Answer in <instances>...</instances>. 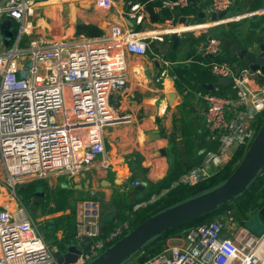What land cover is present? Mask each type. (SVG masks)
Instances as JSON below:
<instances>
[{
    "label": "built area",
    "instance_id": "built-area-1",
    "mask_svg": "<svg viewBox=\"0 0 264 264\" xmlns=\"http://www.w3.org/2000/svg\"><path fill=\"white\" fill-rule=\"evenodd\" d=\"M210 13L227 12L222 18L200 23V30L227 24L244 17L263 16L264 5L244 14L229 16L235 0H207ZM38 0H5L0 16L16 23L15 35L8 47L0 40V162L5 179L0 178L16 198L17 185L52 174L74 177L89 169L99 159L100 169L109 166L103 160L107 150L105 128L116 120L112 104L115 92L127 87L128 56H144L154 40L165 41L172 33L193 31L192 24L167 19L161 32L137 31L114 25L109 34L83 37L76 41L60 38L46 41L32 38L33 16ZM106 3V0H102ZM190 0H162L160 9L175 11ZM145 4L132 3L129 15L143 23ZM179 30V31H176ZM31 36L21 47L23 37ZM198 45L203 57L221 53V40L210 35ZM212 56V57H213ZM163 57V55H161ZM164 64H170L164 61ZM216 78L214 90L198 91L204 103L207 146L201 149L200 163L182 173L170 189L195 186L209 180L229 164L237 149H247L264 121V74L249 65L236 71L230 61L211 59L201 62ZM167 70H162L163 77ZM228 77L230 85L217 83ZM225 86V87H224ZM230 87L226 94L219 93ZM191 90H185L189 94ZM136 180L133 185H140ZM150 201H156L165 194ZM78 207L75 239L81 253L75 264H88L112 243L132 229L123 222L104 234L101 203L97 192ZM148 203V202H147ZM140 205H136L135 209ZM238 233V234H237ZM259 238L238 223L233 213L213 218L192 227L185 243L165 246L164 251L143 264H257ZM262 255H264L262 253ZM51 246L37 231V226L23 204L0 206V264H53Z\"/></svg>",
    "mask_w": 264,
    "mask_h": 264
},
{
    "label": "crops",
    "instance_id": "crops-1",
    "mask_svg": "<svg viewBox=\"0 0 264 264\" xmlns=\"http://www.w3.org/2000/svg\"><path fill=\"white\" fill-rule=\"evenodd\" d=\"M101 1L102 0H38L35 8L38 16L35 22L38 25L40 24L43 27L49 28V35L52 30L57 31L58 29H62L61 35L63 37L61 38L67 39V41H76L83 37H89L77 33L79 24L96 25L103 29V34H109L114 25H122L137 31L153 29L157 32H161V25L164 24L165 20L173 19L175 23L181 25L185 23L192 24L188 29L194 30L185 33L184 36L180 34V41L177 48L173 47L172 38L166 36L164 42L154 40L146 55L128 56L127 87L123 93L118 94L115 92L113 94L112 104L115 110L116 120L107 125L104 132L107 152L103 160L107 159L110 163L109 166L105 169H100L99 164L102 161L99 159L89 169L84 170L74 177H69L76 181L73 186L75 192L72 196L77 198L78 195H81V197H78L79 200L77 203L69 201L66 204L63 200L59 206L52 204L51 207L53 209L51 207L49 210L46 208L48 213L41 215V218L34 217L29 211L35 220L36 226H38L37 224L39 222L47 218V221L43 223L44 227L40 231L37 227V231L51 246L54 253L68 239L75 238L78 207L84 199L90 197V192H97V199L101 203L103 232L107 234L114 228L120 226L123 222L129 221L131 223L134 219L135 213L132 211L131 207L134 203L138 202V199H141L132 191V187L135 186L132 184L134 181L139 180L141 183L146 184L143 190L146 191L147 189L146 194H148L149 191L153 189L154 184L167 175L175 154L178 158L183 159L185 164H189L191 162V157L194 156L195 153L201 155L203 144V147H205L206 118L205 111L203 110L205 108L204 103L197 98V100L193 102L195 106L192 105V97L189 98V94L188 96L185 94L186 88H189L191 92L192 89L188 87L183 80H181L183 87L182 92L177 89L176 83L178 76L176 68L179 65L190 67L195 63L196 59L200 57L201 54L197 52L198 45L206 40L202 39L197 46H194L192 43L193 38L198 39L206 35V39H208L210 35H213L209 32L210 29L203 31L197 29L204 26L199 23L200 21L201 23L212 21L210 3L207 0H190L188 6L177 8L174 12L165 8L160 9L158 6L155 8L154 12L159 17L162 18L166 10L173 13V16L164 21H153L151 13L146 8V4L139 0H106L107 2L105 4ZM235 1L236 5L239 7V14L253 11L258 5L259 7L260 5H264V0ZM138 2L145 4L146 8L142 24H138L136 20L129 15L130 5ZM175 12H186L189 14H179L176 17ZM202 12L205 13V17L203 18L201 17ZM259 17H261V19L258 21L249 22L246 33H243L242 36L239 35V50H259L257 38L259 35H262L264 38V15ZM193 18L199 20L197 22H192ZM180 28L184 29L185 25ZM58 39L60 38H56L54 35L50 40H45L52 42ZM182 41L184 42L183 54L187 57L182 62H176V54L174 52H168L166 46L170 45V48L175 51L180 47ZM247 43L249 44L245 47ZM193 49L196 50L195 53H193ZM224 54L225 51L222 47L221 53L218 55ZM161 55H163V57H161ZM232 55L237 56L244 64L246 63L237 53ZM210 58L216 60V56ZM164 61H168L170 64H164ZM204 61H207L206 58L201 59L200 62L198 61L201 67H205L201 64V62ZM157 62H159L161 71H159L160 67L156 65ZM163 68L167 70L165 77H163L161 73ZM214 81H208L206 83ZM172 88L178 90V93H175L177 96L179 95L183 98L182 104L187 106L189 116L191 115L187 124L180 120L178 128L181 129V127H183L181 132L175 131L178 133L177 136L174 135L175 132H172L175 121V119H173L174 113L171 117L166 115L167 106L168 108L170 107L168 105L169 102L164 100L167 94H169L168 90ZM186 112L187 111H185V114ZM162 150L166 152L164 153ZM59 176L60 175L53 174L48 178L42 179L48 180L53 177L56 178L55 187H60L62 190L71 188V185H69L67 181H58ZM52 185V183L49 184L51 188ZM49 186L47 187L49 188ZM136 187L137 186H135L134 189L135 191L137 190ZM22 188L23 186H21V189ZM2 189L5 191H1V194L8 199V202H4L0 204V206L9 204L8 206L11 208V204L13 203L14 208L19 206L20 202L18 203L17 198L13 197L8 189L1 185L0 190ZM41 192L44 193L41 195L42 199H44L47 194L45 191ZM100 194H102V196H100ZM83 196H86V198ZM82 197L84 199H82ZM32 198H34V196H32ZM31 199H28L29 203L32 202ZM140 204L141 206H145L147 203L144 202L137 205ZM35 207L36 210L42 208L39 204H35ZM135 207L136 206H134L133 210H135ZM229 213L235 214L238 223L243 227L257 215L255 213H250L248 218L242 217L239 219L238 207L235 205L217 217L226 216ZM42 216L45 217L42 218ZM256 222H259V220ZM248 230L253 233L250 229ZM187 232L188 230L181 232L180 235L169 238L165 246L184 244ZM47 235L51 237L48 238ZM136 260H138V257H134V259L126 264H133ZM53 264L57 263L55 262Z\"/></svg>",
    "mask_w": 264,
    "mask_h": 264
},
{
    "label": "water",
    "instance_id": "water-1",
    "mask_svg": "<svg viewBox=\"0 0 264 264\" xmlns=\"http://www.w3.org/2000/svg\"><path fill=\"white\" fill-rule=\"evenodd\" d=\"M5 0H0V6ZM227 12L213 13L212 20L222 18ZM201 17H205L202 12ZM15 35L12 24L0 16V40L8 47ZM173 47L177 48L180 41V34L172 33ZM212 37L210 36V39ZM258 51L249 49L239 50V44L233 43L230 47L232 54H238L245 60V65H249L252 71L261 70L264 74V38L258 37ZM213 55H211L212 57ZM229 60L230 57L227 56ZM158 67L159 62L156 63ZM161 71V67L159 68ZM157 78V77H156ZM218 84L230 85L228 77H219ZM203 87L207 90H214V83H205ZM170 98L177 96L175 92L170 93ZM173 103V98L170 100ZM160 135V134H159ZM162 152H166L162 150ZM264 170V121L247 149L244 157L238 163L233 173L224 181L176 202L148 217L128 233L108 246L103 252L94 257L88 264H126L138 253L159 239L163 234L174 229L192 219L209 214L222 205L232 202L235 198L244 194ZM146 184L137 185V190H143ZM37 194H44L43 192ZM102 196V194H100ZM261 216H264V207L251 221L260 220L258 224H263ZM259 233L264 235V227ZM81 250L76 239H68L54 253L57 264H75Z\"/></svg>",
    "mask_w": 264,
    "mask_h": 264
},
{
    "label": "trees",
    "instance_id": "trees-1",
    "mask_svg": "<svg viewBox=\"0 0 264 264\" xmlns=\"http://www.w3.org/2000/svg\"><path fill=\"white\" fill-rule=\"evenodd\" d=\"M139 1L146 4V8L151 13L153 21H164L165 19L171 18L173 16V13L167 10L164 11V16L162 18L159 17L154 12L156 7L161 6L162 0H139ZM256 7L259 8V5ZM179 14H189V13L175 12L176 17ZM199 23H201V21ZM77 33L84 34L89 37H97L103 34V29L92 24H79L77 27ZM202 39L207 40L206 35H203L201 38L198 39L193 38L192 43L194 44V46H197ZM219 39L221 40V44L225 51V54L220 56L217 55L216 60L226 61L227 60L226 56L228 55L230 56L231 59L232 54L230 53V47L233 43L239 42L237 32H234L232 29H230L227 32L226 38L224 39L219 38ZM248 44L249 43H247L245 47H247ZM195 51L196 50L193 49V53H195ZM234 57L238 58L237 56ZM203 58L205 57H201V56L198 57L195 63H193V65H191L190 67L185 65H179L176 68L177 76H178L176 86L177 89H179V91L182 92V88H183L181 80H183L184 83H186L187 86L192 89L190 95H192L193 93V89H194L193 83L196 84L198 91L200 90L204 92L208 91L203 87V84H205L208 81H214L216 80V78L210 73V70L208 68L201 67L200 64L198 63V61L200 62L201 59ZM206 60L207 61L211 60L210 56L206 57ZM219 93L226 94V91L222 89ZM207 145L208 143L205 140V146ZM203 146L204 144L202 145V148ZM246 151H247L246 146L239 147L232 161L229 164H227L223 169H221L219 172H217L214 176H212L209 180L195 186L181 185L176 188L170 189L173 181H175L182 173L187 171L189 167L200 163L202 158L201 155L195 153L194 156H192L190 159L191 162L189 164H185L184 160L178 158L175 154L169 172L164 178H162L160 181L154 184L153 189L149 191V193H151L150 196L147 195L144 198L138 199V202L134 203L133 206L131 207L132 211H134L135 213V217L131 221L132 227L137 226L139 223L143 222L144 220H146L148 217L152 216L156 212L176 202H179L189 196L195 195L198 192H201L205 189L215 186L216 184L227 179L233 173L234 169L241 161V159L244 157ZM39 182H40L39 180H33L32 182H29L27 185H23V188L21 189L22 193L25 194L27 197L36 196L37 191L35 189ZM167 189L169 190L165 194L160 196L156 201L148 202L153 196L155 195L159 196L164 190ZM144 202H148V203L145 206H140L139 208L133 210L134 206ZM235 205L238 207V211L241 217H245V218H248V215L250 213L258 214L259 210L264 207V170L262 171L261 175L255 180V182L251 185L248 191H246L244 194L240 195L239 197L235 198L232 202L222 205L221 207H219L218 209L214 210L209 214L192 219L163 234L159 239H157L155 242L150 244L148 247H146L144 250H142L140 253H138L135 256L138 257V261H139L138 264H143L148 259L161 254L164 251L165 245L169 238L180 235L181 232L187 231L191 227L205 224L210 220H212L215 216L225 213L227 209H229L230 207H234ZM261 218L263 220V225H264V216H261ZM244 227L248 228L247 226ZM256 235L262 236L263 234L258 233Z\"/></svg>",
    "mask_w": 264,
    "mask_h": 264
},
{
    "label": "rangeland",
    "instance_id": "rangeland-1",
    "mask_svg": "<svg viewBox=\"0 0 264 264\" xmlns=\"http://www.w3.org/2000/svg\"><path fill=\"white\" fill-rule=\"evenodd\" d=\"M241 14H244V13H241ZM228 15L231 16V17L232 16L239 15V7L237 5L234 6V8L229 11ZM37 16H38V13H37V11H35V14L33 16V31H32V35H31L32 38L42 37L44 39L50 40L52 37H54V35H55L56 38L63 37L61 35L62 29H58L57 31L56 30H52L51 31V34L49 35L48 34L49 28L43 27L40 24L39 25L36 24L35 19H36ZM259 19H261V17H259V15L258 16H253V17H244V18H241L239 20H233V21H231V22H229L227 24L214 25L211 28H209L210 29L209 32L212 33L216 37L218 36L219 38L224 39V38H226L227 32L230 29H232L234 32H237L238 37H239V35L242 36L243 33H246V28L248 27L249 22L251 23L252 21H258ZM198 20L199 19L193 18L192 19V22H197ZM7 21H9L12 24V27L16 28V23L14 21H12V20H7ZM193 24H196V23H193ZM161 26H164L165 27L164 24L161 25ZM149 30H153V29H148V30H145V31H149ZM36 32L39 33V34H37ZM189 32H185V33H189ZM185 33H182L183 36H184ZM187 35H189V34H187ZM31 36L23 37V39H22V41L20 43V46L21 47L27 46V44H28L29 39H30ZM260 36L262 37V35H259V37ZM168 38H171V36H168ZM1 40L3 41V37H1ZM183 44H184V42L182 41L180 47L177 50H175V51H173V49L170 48V45H167L166 46V49L168 50V52H171V53L174 52L176 54V58H177V61L176 62H182L187 57V56H185L183 54ZM2 49H3V45H0V50H2ZM200 56L203 57V55H200ZM168 58H170V57H168ZM229 61L234 66V69L236 71H240V69H242L244 66H246L243 62H241V60H239L238 58H235L234 55H232V58ZM193 84H194L193 93H192V95H190V93H189V98L192 97V99H193V100H191L192 105H194L193 102L195 100H197V98H198L197 97V93H196L197 92V86H196L195 83H193ZM186 89H188V88H186ZM223 90L224 91H230V87L223 88ZM173 92L178 93V90L176 88H172V89L168 90V93L169 94H167V96L164 98V100L166 102H169L168 105L170 107V108H168V106H167L166 115H168L169 117H171L172 114L174 113L173 119H175V121H174V124H173V130H172V132L174 133L175 131L176 132L177 131L178 132L179 131L180 132L182 131L181 129H182L183 126L181 127V129L178 128V125H179L180 120H182L185 124H187V122L190 120L189 117H191V115L189 116L187 106L182 104V99L183 98L181 96L178 95V96L172 97L173 98V103L170 102V100L172 98H170L169 95H170V93H173ZM187 96H188V94H187ZM185 111H187L186 114H185ZM169 117H167V118H169ZM176 132L174 134L175 136L178 135V133H176ZM55 175H57V174H55ZM59 175L60 176L58 178V181H60V182L67 181V183L69 185H71V188H65V189L62 190V189H60V187H55V180H56V178H53V177L49 178L48 180L47 179H35V178L34 179H30V180H27L26 182H24L22 184L17 185V188H16V198L18 200V203L20 202V204H23V205L27 206L28 211H30L33 214V216L36 217V218H41V215H45L46 213H48V210L52 206V204L55 205V206H59L63 202V200L65 201L64 203H66V204L69 201H72L74 203H77L78 200H79L78 197H81V195H78L77 198H75V197L72 196L73 193L75 192L73 186H74V183L76 181L74 179H72V178H69L70 177L69 175H66V174H59ZM0 178L2 180L5 179V173H4V169H3V166L1 164V162H0ZM33 180H39L40 181L38 183V185L36 186V189L35 190L37 191L36 193H40L41 191H45L46 194H47V196L44 199H42V196H41L42 194H37L36 196H34V198H32V197H27L25 194L22 193L21 186L27 185L29 182H32ZM50 183L53 184L52 185V188L49 186ZM2 186H4L3 183H2ZM47 186H49V188ZM135 186L132 187V191H134V193H136V195L138 197L144 198L147 195L150 196L151 193L146 194L147 193V189H146V191L145 190H140V191L136 190L135 191L134 190L135 189ZM0 189H1V187H0ZM8 191H9V189H8ZM0 193H1V191H0ZM92 196L93 195L91 193L90 194V197H88V198H86V196L85 197L83 196V197L86 198V199H90ZM83 197H82V199H84ZM153 198H154V196L148 202H150ZM28 199H31L32 202L29 203V200ZM86 199H84V200H86ZM6 201H8V200H6ZM145 203H147V202H145ZM0 204H3V201L0 202ZM35 204L41 205L42 208L39 209V210H36ZM46 208L48 210H46ZM233 215L235 216V214H233ZM43 217H45V216H42V218ZM216 217L217 216H215L214 218H216ZM235 218H236V216H235ZM240 218H242V217L239 214V219ZM46 221H47V218L45 220H43L42 222H39L37 224L38 225L37 227H38L39 231L44 227L43 223L46 222ZM246 226L255 235L258 234L261 231V229L264 227V225L262 223L261 224H258V222H256L255 224H253L251 221L247 222ZM47 237L50 238L51 236L47 235ZM258 237L261 238L260 236H258ZM71 239L74 240V238H71ZM101 252H103V251H101ZM263 257H264V255H261L260 256L259 262L257 264H264ZM138 262L139 261L136 260L135 262H133V264H138Z\"/></svg>",
    "mask_w": 264,
    "mask_h": 264
},
{
    "label": "bare ground",
    "instance_id": "bare-ground-1",
    "mask_svg": "<svg viewBox=\"0 0 264 264\" xmlns=\"http://www.w3.org/2000/svg\"><path fill=\"white\" fill-rule=\"evenodd\" d=\"M169 83H170V82H169ZM0 191H5V190L2 189V190H0ZM0 199L3 201V203H4V201H5V202H8V201H6V200H8V199H6V197H4V195L1 194V193H0ZM1 200H0V202H2ZM8 205H9V204H8ZM11 208L14 209V203L11 204ZM257 252H259L261 255H262V253L264 254V236H263V238H262V240H261V242H260V245H259V248H258ZM263 259H264V257H263Z\"/></svg>",
    "mask_w": 264,
    "mask_h": 264
},
{
    "label": "flooded vegetation",
    "instance_id": "flooded-vegetation-1",
    "mask_svg": "<svg viewBox=\"0 0 264 264\" xmlns=\"http://www.w3.org/2000/svg\"><path fill=\"white\" fill-rule=\"evenodd\" d=\"M10 23V22H9Z\"/></svg>",
    "mask_w": 264,
    "mask_h": 264
}]
</instances>
